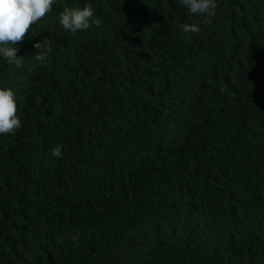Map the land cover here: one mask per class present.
<instances>
[{
    "label": "trees",
    "instance_id": "trees-1",
    "mask_svg": "<svg viewBox=\"0 0 264 264\" xmlns=\"http://www.w3.org/2000/svg\"><path fill=\"white\" fill-rule=\"evenodd\" d=\"M216 4L54 0L0 56V264H264V0Z\"/></svg>",
    "mask_w": 264,
    "mask_h": 264
},
{
    "label": "clouds",
    "instance_id": "clouds-1",
    "mask_svg": "<svg viewBox=\"0 0 264 264\" xmlns=\"http://www.w3.org/2000/svg\"><path fill=\"white\" fill-rule=\"evenodd\" d=\"M54 0H0V56L9 64L21 65L20 56L17 55L15 45L21 43L29 32L31 26L44 18L52 10ZM192 14H205L213 16L217 7L216 0H181ZM60 14V20H59ZM58 20L66 31L73 33L78 30H87L92 24L99 26L100 20L93 19L94 10L86 4L83 8H65L58 11ZM185 33L199 32L196 24H183ZM34 47L40 49L35 58L44 62L50 48L46 49L43 42H37ZM21 127L17 116V103L15 93L11 88H0V134H13ZM52 155L61 157V146L52 149Z\"/></svg>",
    "mask_w": 264,
    "mask_h": 264
}]
</instances>
